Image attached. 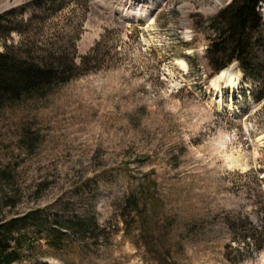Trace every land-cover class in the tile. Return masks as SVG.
<instances>
[{"label": "rangeland", "instance_id": "374dc122", "mask_svg": "<svg viewBox=\"0 0 264 264\" xmlns=\"http://www.w3.org/2000/svg\"><path fill=\"white\" fill-rule=\"evenodd\" d=\"M229 1L0 0L1 52L86 58L0 105L12 264H264V95L205 58Z\"/></svg>", "mask_w": 264, "mask_h": 264}, {"label": "trees", "instance_id": "16d2710c", "mask_svg": "<svg viewBox=\"0 0 264 264\" xmlns=\"http://www.w3.org/2000/svg\"><path fill=\"white\" fill-rule=\"evenodd\" d=\"M263 6L264 0H232L222 8L208 20L205 53L210 77L237 63L245 76L258 83L261 98L264 95ZM3 19L0 16V34H9ZM48 60L29 57L19 46H6L0 51V105L8 99L16 101L54 84L66 83L77 76L74 73L86 62L82 58L78 67L73 59L62 54ZM19 220L6 222L4 225L9 227L4 230L5 226H0V264H12L18 259L15 250L7 252L13 247V228Z\"/></svg>", "mask_w": 264, "mask_h": 264}, {"label": "bare ground", "instance_id": "6f19581e", "mask_svg": "<svg viewBox=\"0 0 264 264\" xmlns=\"http://www.w3.org/2000/svg\"><path fill=\"white\" fill-rule=\"evenodd\" d=\"M221 73H222V74H221ZM221 73L218 75V79L228 75L227 70H224V71H222ZM228 76H229V80H230L229 82H230V84H232L231 76H230V75H228ZM230 161H231V163H233V164L239 163V162H238L237 160H235V159H230Z\"/></svg>", "mask_w": 264, "mask_h": 264}]
</instances>
